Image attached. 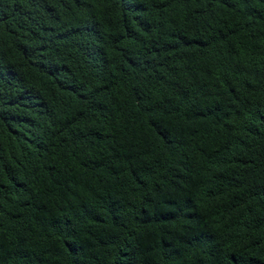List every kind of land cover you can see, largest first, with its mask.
Masks as SVG:
<instances>
[{
  "label": "trees",
  "instance_id": "trees-1",
  "mask_svg": "<svg viewBox=\"0 0 264 264\" xmlns=\"http://www.w3.org/2000/svg\"><path fill=\"white\" fill-rule=\"evenodd\" d=\"M0 264H264V0H0Z\"/></svg>",
  "mask_w": 264,
  "mask_h": 264
}]
</instances>
